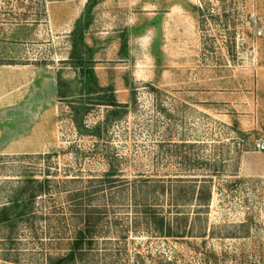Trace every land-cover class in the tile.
<instances>
[{
	"label": "rangeland",
	"instance_id": "rangeland-1",
	"mask_svg": "<svg viewBox=\"0 0 264 264\" xmlns=\"http://www.w3.org/2000/svg\"><path fill=\"white\" fill-rule=\"evenodd\" d=\"M47 170L62 191L114 170L124 212L141 180L208 176L203 205L150 188L205 236L131 233L124 263L264 264V0H0V207ZM64 201L38 206L54 219ZM41 243L0 226V264L63 251Z\"/></svg>",
	"mask_w": 264,
	"mask_h": 264
},
{
	"label": "trees",
	"instance_id": "trees-1",
	"mask_svg": "<svg viewBox=\"0 0 264 264\" xmlns=\"http://www.w3.org/2000/svg\"><path fill=\"white\" fill-rule=\"evenodd\" d=\"M109 102L107 105L111 107L118 105L114 98ZM195 159L198 164L202 163L200 158ZM206 165L212 167V172L218 170L211 161ZM210 175L221 176L218 172ZM204 177L201 181H164L155 178L141 180L140 182L145 183L142 193L146 191L148 195L142 201H138L136 196L134 204L124 212L114 202L117 195L124 192H115L119 188L114 184L118 179L114 170L96 178L99 183L91 190L93 185L62 191L58 189L55 179L51 178L50 170L41 177L26 174L17 183L10 200L0 207V226L17 231L23 225L24 230L34 235L38 243L42 242L41 250H63L46 254L43 257L45 264H125L131 233L138 235L146 232L152 236L181 240L205 236L204 233L193 235L194 227L187 231L186 226L175 225L150 198V188L153 186L152 188L157 189L161 187L164 193L168 191L176 207L186 206L190 199L196 200L199 205L206 204L212 195V178L208 181V176ZM109 182L112 185L108 187ZM157 189L153 191L155 197ZM62 195L65 196V201L60 208V217L53 219L52 214L39 209L40 200L56 201ZM200 217L198 213L197 219L200 220ZM41 223H48L46 232L40 227ZM46 234L49 235L48 240L53 242L51 245L56 247H47V239L43 237ZM8 240L12 238L9 237Z\"/></svg>",
	"mask_w": 264,
	"mask_h": 264
}]
</instances>
